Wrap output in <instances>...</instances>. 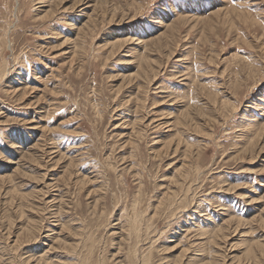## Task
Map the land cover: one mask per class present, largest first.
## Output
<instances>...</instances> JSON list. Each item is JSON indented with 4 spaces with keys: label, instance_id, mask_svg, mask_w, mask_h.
<instances>
[{
    "label": "rangeland",
    "instance_id": "374dc122",
    "mask_svg": "<svg viewBox=\"0 0 264 264\" xmlns=\"http://www.w3.org/2000/svg\"><path fill=\"white\" fill-rule=\"evenodd\" d=\"M0 264H264V0H0Z\"/></svg>",
    "mask_w": 264,
    "mask_h": 264
}]
</instances>
